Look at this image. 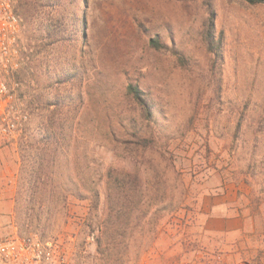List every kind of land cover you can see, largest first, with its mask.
I'll use <instances>...</instances> for the list:
<instances>
[{"label": "rangeland", "instance_id": "obj_1", "mask_svg": "<svg viewBox=\"0 0 264 264\" xmlns=\"http://www.w3.org/2000/svg\"><path fill=\"white\" fill-rule=\"evenodd\" d=\"M23 1L13 0L23 23L15 103L29 118L4 134L0 104V234L58 240L78 264H264V3L37 0L28 18ZM51 102L64 107L50 112ZM50 116L71 127L51 186L33 193L19 144ZM117 167L141 168L151 198L133 203L111 241L107 173ZM214 204L241 227L210 231L202 215Z\"/></svg>", "mask_w": 264, "mask_h": 264}, {"label": "trees", "instance_id": "obj_2", "mask_svg": "<svg viewBox=\"0 0 264 264\" xmlns=\"http://www.w3.org/2000/svg\"><path fill=\"white\" fill-rule=\"evenodd\" d=\"M245 1L252 4L264 3V0ZM37 2V0H32V3L34 4L33 6L28 2V0L23 1V4H25L29 8L25 10L26 16L28 18H32L34 17V14H37ZM43 5L53 7L54 3L51 0L48 1L47 4L44 3ZM206 39L208 49L211 51H215L213 47L214 39L212 37H207ZM21 69L22 68L18 70L16 75L20 74ZM17 82L19 83L18 87H21L22 80L20 79V77L17 78ZM128 92L133 96L135 100H139L140 102H142V97L140 95L141 92L138 87L129 85ZM51 103L52 104L50 105L55 107V110L50 111L53 113L57 111L60 112L64 107L63 104H60V102ZM142 109L147 117H150L153 113L148 103H142ZM49 121L50 122H47V124L40 125V127L39 125L38 127H26L23 135L21 136V142L19 144L21 153L20 172H22L23 177L24 175H26L27 178H30V184L33 185L30 186L31 188L29 187V190H31L30 192L33 191V193L36 192L40 185L41 187H44V189L46 188L47 192L49 186H51L49 181L50 177L55 172L53 170V167L57 163L59 155L63 154V152L65 151L67 145V132L70 131L71 127L67 123V120H52V117L50 116ZM40 130H43V134L41 135L39 133H36ZM140 141L141 139L139 138V141H137V143H140ZM144 147H147L146 144H144ZM35 165H37L38 168H36ZM122 168L123 169H119L118 167L110 168L107 173V200L117 206V214L116 216H114L115 218L112 219V221L109 220V222L111 221V224L110 227L107 228L108 231H111V233H109V239H111V241L115 239L114 235L116 233L119 234L117 231H120V228L125 224L124 219L131 213V210L134 208V204H142L144 203V201L151 198V193L148 189V177L144 174V172L141 171V168H137V170L128 169L126 167ZM46 177L47 180L44 179ZM73 191L74 192L72 193L80 198L85 196L84 192L78 186H76ZM90 193L95 200V203H97V201L99 200V193L97 192V189L91 188ZM55 195L56 193H54V196ZM29 199L30 201H32L31 196H29ZM38 217H40V215L34 216V218L40 220V218ZM120 234L122 235L123 233ZM106 250L107 253L111 254V256H114L116 254L114 246L108 247Z\"/></svg>", "mask_w": 264, "mask_h": 264}, {"label": "built area", "instance_id": "obj_3", "mask_svg": "<svg viewBox=\"0 0 264 264\" xmlns=\"http://www.w3.org/2000/svg\"><path fill=\"white\" fill-rule=\"evenodd\" d=\"M23 28L13 0H0V104L4 134L24 128L28 114L16 105L19 83L14 79L22 66L19 36ZM0 264H78L71 253L55 239L37 233L0 234ZM170 264H195L178 263ZM204 264H221L220 258H209Z\"/></svg>", "mask_w": 264, "mask_h": 264}, {"label": "crops", "instance_id": "obj_4", "mask_svg": "<svg viewBox=\"0 0 264 264\" xmlns=\"http://www.w3.org/2000/svg\"><path fill=\"white\" fill-rule=\"evenodd\" d=\"M211 208V211L209 210L202 215L210 231L223 234L234 232L241 227L243 218L238 213H233L232 208H223L221 204L211 205Z\"/></svg>", "mask_w": 264, "mask_h": 264}]
</instances>
